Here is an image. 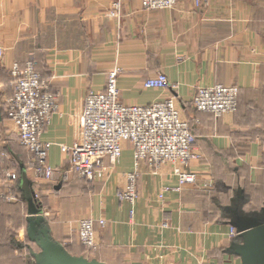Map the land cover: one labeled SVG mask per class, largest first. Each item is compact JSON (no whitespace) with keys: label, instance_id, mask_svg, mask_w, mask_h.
<instances>
[{"label":"crops","instance_id":"obj_1","mask_svg":"<svg viewBox=\"0 0 264 264\" xmlns=\"http://www.w3.org/2000/svg\"><path fill=\"white\" fill-rule=\"evenodd\" d=\"M112 1L0 0V217L6 219L0 229L8 231L19 219L18 231L25 225V237L37 248L32 261L43 262L42 249L29 237L27 198L34 196L44 230L73 257L101 264H241L237 250L245 236L228 235L233 215L264 216V0H179L154 10H144L140 0H121L118 18L106 14ZM29 58L58 103L42 133L53 143L50 180L35 175L17 125L6 116L9 67H23ZM116 67L123 104L176 96L195 135L197 157L189 169L198 181L163 201L161 186L177 184L173 166L145 161L137 166L134 204L118 200L135 168L129 142L122 143L117 162L103 159L91 181L80 178L59 149L77 139L86 95L104 90ZM159 73L175 87L145 88L144 81ZM214 84L238 86L236 112L214 117L194 109L196 89ZM206 178H212L208 190L201 188ZM257 196L259 213L247 208ZM86 218L106 222L96 225V250L78 241V224Z\"/></svg>","mask_w":264,"mask_h":264},{"label":"built area","instance_id":"obj_2","mask_svg":"<svg viewBox=\"0 0 264 264\" xmlns=\"http://www.w3.org/2000/svg\"><path fill=\"white\" fill-rule=\"evenodd\" d=\"M178 0H141L145 10L172 8ZM201 0H195L200 3ZM121 4L115 0L108 12L118 18ZM0 46V57L2 55ZM13 94L7 100V116L17 125L20 142L31 152L36 172L42 178L51 179L55 169L47 160L52 142L42 139V127L57 111L54 94L48 92L45 82L34 69V62L28 61L22 67L14 63L11 67ZM120 68L108 72L106 86L102 91H90L83 102L80 115L78 137L72 144H58L62 153L70 158L71 169L80 177L91 181L96 168L103 159L111 163L119 160L122 143L129 142L134 150L135 168L126 174L125 189L120 199L133 203L136 198L135 183L137 166L141 161L160 167L171 164L172 173L178 184H192L196 180L194 172L187 171L189 163L196 158L193 151L195 135L189 121L181 115L176 96H170L149 105H125L119 99L117 78ZM145 88H174L167 77L159 73L143 83ZM193 106L198 112L220 117L234 113L238 103L236 85L214 84L198 87L193 95ZM197 121V120H195ZM15 177L14 174H10ZM132 213V212H131ZM99 225L105 222L99 219ZM80 241L90 249H96L95 222L92 219L80 220ZM235 235V229L230 230ZM200 264H217L206 262Z\"/></svg>","mask_w":264,"mask_h":264},{"label":"water","instance_id":"obj_3","mask_svg":"<svg viewBox=\"0 0 264 264\" xmlns=\"http://www.w3.org/2000/svg\"><path fill=\"white\" fill-rule=\"evenodd\" d=\"M28 213L31 218L29 237L37 242L45 255L39 264H101L87 261L81 257H73L58 247L48 236L42 226L41 210L35 203L34 196L27 198ZM239 233L245 236L244 243L238 248L241 264H264V216L262 219L243 220L236 216L231 223Z\"/></svg>","mask_w":264,"mask_h":264},{"label":"rangeland","instance_id":"obj_4","mask_svg":"<svg viewBox=\"0 0 264 264\" xmlns=\"http://www.w3.org/2000/svg\"><path fill=\"white\" fill-rule=\"evenodd\" d=\"M113 1H115V0H113ZM112 1V2H113ZM120 1V4H121V0H119ZM141 1V0H140ZM179 1V0H178ZM112 2H111V4H112ZM178 3V2H177ZM111 4H110V6H109V8H108V10H107V16L108 17H111V18H116V17H112V16H109L108 15V12H109V10H110V8H111ZM164 9H167V8H164ZM145 10V9H144ZM3 49V48H2ZM2 56H3V51H2V55H1V57H0V60H1V58H2ZM28 61H33L34 62V69H35V61H34V59L33 58H29V60ZM27 61V62H28ZM14 63H17V64H19L18 62H14ZM13 63V64H14ZM13 64H11V66L9 67V76H10V80L12 81V76H11V67H12V65ZM36 71V70H35ZM37 72V71H36ZM38 73V72H37ZM39 74V73H38ZM40 75V74H39ZM41 77V76H40ZM42 79V78H41ZM44 82H45V85H46V89L48 90V92H50V93H52V94H54L53 92H51L50 91V89H49V86H48V83H47V81L45 80V79H42ZM12 85V84H11ZM238 87V86H237ZM12 94H13V85H12ZM12 94L7 98V100L12 96ZM238 95H239V88H238ZM54 96H55V94H54ZM55 98H56V96H55ZM7 100H6V108H7ZM56 102H57V99H56ZM58 104V103H57ZM237 106H238V103H237ZM237 110V109H236ZM181 112V111H180ZM236 112V111H235ZM6 116H7V112H6ZM52 116V115H51ZM8 117V116H7ZM9 118V117H8ZM10 119V118H9ZM51 119V118H50ZM11 120V119H10ZM196 119L194 118V121H195ZM50 121V120H49ZM188 121V120H187ZM190 122V121H189ZM199 122V121H198ZM49 123V122H48ZM48 123H46V124H48ZM45 125V124H44ZM43 125V126H44ZM18 132V131H17ZM42 133H43V127H42ZM194 134V133H193ZM42 136V135H41ZM18 138H19V135H18ZM42 139L43 140H45L43 137H42ZM196 139V138H195ZM20 141V140H19ZM46 141H48V140H46ZM195 143V142H194ZM28 152L30 153V156H31V152L28 150ZM263 156H264V153H263ZM31 159H32V156H31ZM32 161H33V159H32ZM34 162V161H33ZM190 164V163H189ZM155 167V166H154ZM186 170L187 171H191V172H194L195 173V175H196V180H195V182L194 183H192V184H184V185H180L179 186V184H178V178L176 177V175H174V177L176 178V186H170V185H168V184H164V185H162L161 186V188H160V191L158 192V194H157V196H158V198L160 199V200H162L163 201V199L165 198L164 196L168 193V192H170V191H179V190H181V188L183 187V186H187V185H194V184H196L197 183V181H198V177H197V172H195V171H192V170H190L189 169V165H188V167L186 168ZM34 172H35V175L36 176H38V177H41L40 175H39V173L38 172H36V162H35V168H34ZM54 175V174H53ZM79 176V175H78ZM53 177V176H52ZM80 177V176H79ZM138 177V176H137ZM80 178H82V177H80ZM44 179H46V178H44ZM84 179H86V178H84ZM46 180H50V179H46ZM136 183H137V181H136ZM136 183H135V192H136V198H137V190H136ZM125 185H126V183H125ZM125 185L121 188V189H119V191L117 192V198H118V200L120 201V202H127L126 200H123V199H120V197H119V194L125 189ZM211 186H212V178H206V180H204V181H201V188L202 189H205V190H208V189H210L211 188ZM245 195V194H244ZM250 195V194H249ZM247 197H249V196H247ZM136 198H135V200H136ZM35 199V198H34ZM135 200H134V202H135ZM134 202L133 203H130V202H127V203H130V204H134ZM253 208L254 210H256V211H258V213H259V197L257 196L256 197V199H252V202H250L249 203V205H248V209L249 208ZM130 212H133V210L131 209L130 210ZM231 213V212H230ZM42 215V214H41ZM259 218V217H258ZM86 219H89V218H86ZM99 219H101V218H99ZM99 219H97V220H94V219H92V220H94V222H95V229H96V225L97 226H99V227H103L104 225H105V220H104V224L103 225H99V222H97ZM233 219H235V216L233 215ZM261 219V218H260ZM4 220H6L5 218H2V217H0V224L4 221ZM83 220V219H82ZM17 224H19V219H18V222H16V219L14 220V222L12 223V227L8 230V231H5V230H1L0 229V260H3V264H17V263H19V261H21V264H24V261H25V263H28V264H34V261H32V259H31V256H30V253L31 254H33V252L35 251V250H37V248L35 247V245H33L29 240H27V239H29L28 238V235L25 237V232H24V228H25V225L23 226V227H21L23 230V232L22 233H20L18 230H19V228L16 226ZM164 225L165 226H168L167 225V223L165 222L164 223ZM79 227H80V223L78 224V227H77V237H78V241H79V244H81V246L84 248V244L80 241V238H79ZM234 230L235 229V227L233 226V225H231L230 226V228H229V232H228V235L229 236H233V235H231V233H230V230ZM21 231V230H20ZM236 232V231H235ZM239 232H236V234H238ZM235 234V235H236ZM241 234V233H240ZM95 236V241H96V244L98 245V243H97V239H96V235H94ZM18 239V240H17ZM86 247V246H85ZM97 249V248H96ZM96 249H92V250H96ZM38 252H39V250H38ZM32 257H33V255H32ZM17 261V262H16ZM208 262H213V263H217V262H214V261H207V263ZM201 263H206V262H201ZM198 264H200V263H198ZM217 264H221V263H217Z\"/></svg>","mask_w":264,"mask_h":264},{"label":"trees","instance_id":"obj_5","mask_svg":"<svg viewBox=\"0 0 264 264\" xmlns=\"http://www.w3.org/2000/svg\"><path fill=\"white\" fill-rule=\"evenodd\" d=\"M189 124H190V122H189ZM190 128H191V124H190ZM191 131H192V129H191ZM193 132V131H192Z\"/></svg>","mask_w":264,"mask_h":264}]
</instances>
